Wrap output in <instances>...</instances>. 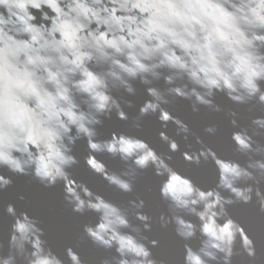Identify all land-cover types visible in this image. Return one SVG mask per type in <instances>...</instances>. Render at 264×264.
<instances>
[{
	"label": "clouds",
	"instance_id": "clouds-1",
	"mask_svg": "<svg viewBox=\"0 0 264 264\" xmlns=\"http://www.w3.org/2000/svg\"><path fill=\"white\" fill-rule=\"evenodd\" d=\"M30 9L40 13L39 23ZM261 48L264 0H0V167L31 175L45 186L63 181L65 200L74 212L96 213L97 222L84 225V235L118 254L100 264H166L152 256L158 241L142 234L150 231L152 220L140 211L143 199L137 196L128 202L130 207L121 208L71 178L67 169L78 161L69 145L83 137L90 150L86 165L119 191L132 193L138 175L150 166L163 177L159 194L167 201L170 216L161 213L160 226L173 224L184 241L197 232L201 237L196 249L184 244V264H233L232 257L241 255L248 264H256L259 255L253 239L226 206L250 204L255 196L258 212L264 214V192L259 187L264 159H252L264 157V144L255 139L264 137V115L231 133L235 151L249 157L246 166L220 157L199 136L198 150L181 152L188 164L211 161L215 166L216 185L206 190L176 171L168 163L172 157L158 153L147 141L123 133L98 140L95 126L112 111L128 120L112 89L132 94L131 81L152 85L161 76L169 86L147 87L151 99L140 106L131 127L139 129L143 116L159 113V119L165 124L171 120L185 140L195 135L164 107L176 97L190 101L193 112L199 111L198 105L220 112L221 106L212 99L217 92L235 104L255 99L264 106ZM124 103L131 106V101ZM225 115L235 128L237 112L228 109ZM203 131L216 134L218 128L211 124ZM159 136L170 152L180 150L175 139L164 132ZM105 152L125 162V169L112 172L91 154ZM11 183L0 175V191ZM5 211L14 219L10 249L23 254L27 264H64L45 248L43 229L35 218L26 212L17 215L11 203ZM185 216H195L199 223ZM65 252L69 264H86L72 247ZM0 264H15V256H0Z\"/></svg>",
	"mask_w": 264,
	"mask_h": 264
},
{
	"label": "water",
	"instance_id": "water-1",
	"mask_svg": "<svg viewBox=\"0 0 264 264\" xmlns=\"http://www.w3.org/2000/svg\"><path fill=\"white\" fill-rule=\"evenodd\" d=\"M30 10L37 16L35 22L39 23L40 13L34 9ZM45 11L48 10L45 9ZM260 50L264 52V48ZM89 66L94 71L103 70L101 66ZM160 71L165 75L167 74V69H161ZM131 83L135 89L132 94L125 92L122 88L111 90V94L120 100L121 107L128 115V120L119 119L115 111L107 116H101L100 120L102 122L95 126L96 139H109L113 133H123L143 139L158 153L171 156L172 159L168 163L176 171L191 178L196 185L205 190L216 185L217 172L215 166L211 161L202 162L200 165L188 164L181 155L182 151L191 152L201 147L196 143V136H199L204 144L212 147L220 157L236 160L241 165L246 166L249 157L235 151V144L230 136L233 131L248 127L251 118L264 115V106L259 105L255 99L246 104H235L223 92H217L212 99L214 103L221 106L222 110L220 112L209 111L202 105H198L199 111L193 112L190 101L179 97L172 99V102L164 105V107L172 116L178 117L187 123L190 131L195 133V135L189 134L188 139L185 140L183 133L177 135L176 125L171 120L165 124L159 119V113H150L143 116L140 120L141 127L139 129L131 127L133 118L139 115L140 106L145 100L151 99L147 94V87L153 86L164 89L169 86L165 84L163 76L159 80H154L152 85L142 84L139 79L133 80ZM259 83L261 89L264 90V81H259ZM76 99L79 102L82 97L78 95ZM125 100L131 101V106L125 104ZM81 106L84 107L83 104ZM228 109L237 112L235 117L237 126L235 128L229 122L231 118L225 115ZM166 115V113H161V118H166ZM211 124L217 125L218 131L216 134H208L203 131L206 125ZM160 132H164L170 138L175 139L180 145V150L170 152L167 144L160 139ZM255 139L264 144V137H255ZM69 147L71 154L78 161L67 169L71 178L84 183L93 192L102 195L106 200L117 204L121 208L130 207L128 202L136 200L137 196L143 199L145 205L140 211L146 212L152 217V220L149 221L150 231H142V234L148 237L149 240L156 239L158 241L157 246L151 248L153 258L164 260L166 264H184V244L187 243L193 249H196L199 247L201 237L197 232L195 238L184 241L176 235L173 224L170 223L167 227L160 226L158 220L160 214L170 216L168 203L159 194V186L163 177L157 176L154 168L150 166L138 175L133 192L123 193L110 186L86 165L85 158L90 154L86 139L81 137ZM91 154L102 161L112 172L120 173L126 167L125 162L120 160L119 157H112L106 152ZM252 159H264V157L254 155ZM0 175L12 180L10 185L0 191V256H8L11 253L15 256V264H27L23 254H17L15 249L9 247L11 225L14 219L6 213L5 205L11 203L14 205L17 215L26 212L39 222L38 226L43 229L42 239L45 241V248L50 249L64 264H69L65 252L68 247H72L74 251H77L86 264H100L102 259H111L114 256L118 258L114 248L104 249L99 247L84 235V225H94L98 220V216L96 213L87 210L84 213L74 212L72 206L65 200V184L63 181L45 186L31 175L14 174L7 167H0ZM70 183L71 180L66 181V184ZM248 183H252V181H248ZM259 187L264 192V180H261ZM223 194L227 195L226 192ZM21 196L24 198L20 199ZM226 208L229 215L240 222L253 239L259 255L256 264H264V214L258 212L255 196H253V202L250 204L237 203L228 205ZM185 218L192 220L194 223H199L195 216H185ZM132 223L140 224L135 219H132ZM122 231L127 232L129 230L123 229ZM149 247L151 246L149 245ZM236 247H239V239ZM26 248L29 252L31 251L30 246H26ZM232 261L233 264H248V258L243 255L233 256ZM210 264H216V262H210Z\"/></svg>",
	"mask_w": 264,
	"mask_h": 264
}]
</instances>
